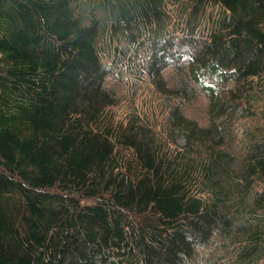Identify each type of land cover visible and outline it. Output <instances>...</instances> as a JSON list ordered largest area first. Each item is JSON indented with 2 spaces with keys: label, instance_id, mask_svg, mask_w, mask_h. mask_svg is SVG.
Here are the masks:
<instances>
[{
  "label": "trees",
  "instance_id": "obj_1",
  "mask_svg": "<svg viewBox=\"0 0 264 264\" xmlns=\"http://www.w3.org/2000/svg\"><path fill=\"white\" fill-rule=\"evenodd\" d=\"M0 264H264V0H0Z\"/></svg>",
  "mask_w": 264,
  "mask_h": 264
},
{
  "label": "rangeland",
  "instance_id": "obj_2",
  "mask_svg": "<svg viewBox=\"0 0 264 264\" xmlns=\"http://www.w3.org/2000/svg\"><path fill=\"white\" fill-rule=\"evenodd\" d=\"M144 95L145 94L138 96V102H141V100L145 98ZM124 103H125L124 105H127V102ZM207 109H208V100L205 96L200 95L198 99L186 104L185 107L183 108V112L190 117L198 119L201 123H206L208 121ZM232 126L233 125H231V127ZM231 140L234 141L233 139Z\"/></svg>",
  "mask_w": 264,
  "mask_h": 264
}]
</instances>
